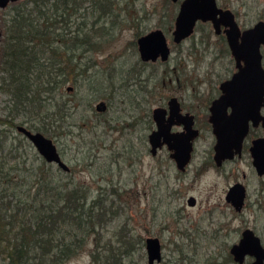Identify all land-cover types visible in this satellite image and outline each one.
Masks as SVG:
<instances>
[{
  "label": "rangeland",
  "instance_id": "374dc122",
  "mask_svg": "<svg viewBox=\"0 0 264 264\" xmlns=\"http://www.w3.org/2000/svg\"><path fill=\"white\" fill-rule=\"evenodd\" d=\"M218 3L235 11L241 26L264 19V0H218ZM7 11V8L0 9V38L1 19ZM173 12L174 7L168 0H110V10L105 16L88 13L90 17L86 23L91 27L90 34L100 45L95 49L85 47L80 62L86 61L90 68L83 67L84 73L76 74V84L66 83L61 95H56L67 101L70 109L59 128L62 133L48 137L73 169L74 181L91 185L92 195L97 193L98 185L103 188V195L113 196L110 194L112 188L121 194V217L106 214L105 218L111 220L101 230L105 241L110 238L112 245L118 244L114 235L121 231L134 241H141L126 264H147L144 238L148 236L158 237L162 245V260L155 264H164V260L168 264H182V261L183 264L189 261L191 264H227L225 251L239 239L243 228H252L264 245V175L256 174L246 150L220 169L204 163L211 152L214 136L200 116V105L215 83L227 74L224 65L229 55L221 53L212 60L211 54L203 56L198 47H191L202 34L199 26L194 30V40L189 38L174 48L170 19ZM95 26L102 29L96 30ZM154 28L162 29L170 44L169 61L139 65L136 39ZM175 66L184 73L179 80L168 74V69ZM232 70L233 63H230L229 72ZM200 82L202 85L197 87ZM192 84L196 89L191 88ZM67 86H72L71 90H66ZM170 95L177 96L184 108L196 110L197 124L201 127L193 160L180 181L174 176L175 170L167 168L165 148L155 156L150 154L146 137L150 128L144 120L148 109L164 105ZM99 101L106 104L103 112L95 109ZM12 106L8 95L0 90V118L13 111ZM22 117H14V123L27 127V123H21ZM96 124L100 125L93 129ZM1 128L4 125H0ZM8 130L14 141L29 143L31 157L26 165L32 160L33 165H37L33 157L38 152L34 146L13 126ZM95 130L98 134L105 133L104 145L89 150V161L96 155L95 165L89 170L81 169L75 163L81 162L83 155V161L88 160L87 147L92 140L89 133ZM257 133L264 136V129ZM253 136L254 132L246 142ZM114 150L121 151L126 158H115L118 152L113 155ZM14 161L10 159L9 165ZM198 164L201 168L196 171ZM236 181L246 187L245 204L240 213H236L224 198L228 186ZM190 195L195 197L194 206L186 202ZM89 248L67 264H89Z\"/></svg>",
  "mask_w": 264,
  "mask_h": 264
},
{
  "label": "trees",
  "instance_id": "16d2710c",
  "mask_svg": "<svg viewBox=\"0 0 264 264\" xmlns=\"http://www.w3.org/2000/svg\"><path fill=\"white\" fill-rule=\"evenodd\" d=\"M6 8L7 15L1 19L0 90L8 95L13 111L0 118L4 125L0 129L1 264H67L89 246V264H126L141 241L121 231L114 235L118 244L112 245L101 230L111 220L106 214L121 217V194L112 188L113 196L103 195L98 185L92 195L91 185L74 181L71 167L63 171L38 154L33 157L38 164L33 165L32 160L27 166L29 143L14 141L8 133L18 115L23 116L21 123H27L28 129L47 136L62 133L59 128L70 107L56 95H61L66 83L76 84V74L90 68L86 61L80 62L81 54L85 47L98 48L100 41L90 34L88 13L105 16L110 0H19ZM168 74L179 80L184 73L179 69ZM145 121L150 128L151 120ZM104 134L89 133L92 140L87 153L104 145ZM117 152L115 158H126ZM95 157L89 161L88 153L87 161L83 155L75 165L89 170ZM10 159L15 160L12 165ZM224 260L237 264L229 251H225ZM164 264L168 262L164 260Z\"/></svg>",
  "mask_w": 264,
  "mask_h": 264
},
{
  "label": "water",
  "instance_id": "95a60500",
  "mask_svg": "<svg viewBox=\"0 0 264 264\" xmlns=\"http://www.w3.org/2000/svg\"><path fill=\"white\" fill-rule=\"evenodd\" d=\"M16 1L19 0H0V9ZM197 20L211 21L216 32L219 31L220 23L229 27L226 32L227 42L236 66V71L230 78L220 84L222 94L210 106L209 122L216 138L214 160L220 165L224 159H231L235 154L241 155L242 144L250 128H264V67L260 52V46L264 45V21L260 20L252 27L240 31L232 11L218 7L216 0H182L174 21L173 40L179 42L188 37L193 32ZM137 46L142 60H154L157 56L165 60L170 52L161 29H154L139 37ZM67 89H71V86ZM168 105L170 114L167 117L163 107L152 110L155 128L148 136L150 152L154 155L159 147L165 145L167 149L174 150L172 156L177 167L184 169L190 158L192 139L197 136L198 130L192 127V115L178 112L176 98L172 97ZM96 108L102 110L104 104L98 103ZM173 124H182L183 130L171 132ZM17 131L34 146L46 162L55 163L63 171H69L68 164L62 160L52 138L21 124L17 126ZM249 152L255 172L263 175V136L252 139ZM245 197L246 187L241 182H235L229 186L225 200L240 212ZM188 203L193 205L194 198L190 197ZM144 247L147 264L159 263L162 260V245L158 237H145ZM230 254L238 263H242L245 257H252L248 264H264V246L259 236L250 228L242 231L238 242L231 246Z\"/></svg>",
  "mask_w": 264,
  "mask_h": 264
},
{
  "label": "flooded vegetation",
  "instance_id": "af4514ba",
  "mask_svg": "<svg viewBox=\"0 0 264 264\" xmlns=\"http://www.w3.org/2000/svg\"><path fill=\"white\" fill-rule=\"evenodd\" d=\"M182 0H177V1H172V0H168V2L169 3H171L172 4V6L174 7V12L173 13H171V17H170V19L172 20V29H171V40H172V42H173V47L174 48H176V47H178V46H180V44H182L185 40H187V39H189V38H192L191 40H194V30H195V28L196 27H200L201 28V32H202V34L199 36V39H198V41H196L195 42V44L193 43V45H191V47H193L194 49H196V47H198V49H199V51H200V54H202L203 56H208V55H212L211 57H212V60H215L218 56H220L221 55V53H222V55L223 56H225V54L228 56L227 57V63L224 65L225 67H224V70H226L227 71V74H225L223 77H221V79L218 81V83H215V86H214V88H213V90L209 93V95H208V97L206 98V100L205 101H203L202 103H201V105H200V107H201V117L202 118H204L205 119V121L207 122V125H208V127H210V130H211V132H212V127H211V123L209 122V116H210V106H211V104H212V102L215 100V99H217L221 94H222V91H221V88H220V84L223 82V81H225L226 79H229L230 78V76L236 71V66H235V60H234V58L232 57V54H231V51H230V49H229V45H228V42H227V36H226V32H227V30L229 29V27H227L226 25H224V24H222V23H220L219 24V27H218V29H219V31L218 32H216V29L213 27V24H212V22L211 21H209V20H207V21H202V20H197L196 21V23H195V25H194V29H193V32L188 36V37H186V38H184L183 40H181V41H179V42H175L174 40H173V37H172V31H173V28H174V21H175V17H176V15H177V12H178V9H179V6H180V2H181ZM216 4H217V6L218 7H220V8H222V9H230L231 11H232V13L234 14V17H235V20H236V22H237V24H238V26H239V28H240V31H243L244 29H246V28H249V27H252L256 22H258V21H260V20H262V21H264V19H258V20H256L253 24H251V25H249V26H241L239 23H238V21H237V19H236V12L235 11H233L231 8H229V7H227V6H224V5H220L219 3H218V0H216ZM219 16V15H218ZM154 29H160V28H154ZM154 29H151V30H149L148 32H150V31H152V30H154ZM162 30V29H161ZM148 32H146V33H143V34H141V35H139L138 37H137V39L139 38V37H141L142 35H145V34H147ZM164 33V32H163ZM203 33H205V35L203 36ZM165 35V34H164ZM165 38H166V36H165ZM211 38L214 40L215 39V42H213V40H211ZM137 39H136V44H137ZM166 41H167V45H168V47H169V55H168V57L165 59V60H163V59H161V57L160 56H157L156 57V59H154V60H151V59H148V60H142L141 58H140V55H139V51H138V58H139V61H138V64L139 65H141V63L142 64H155V63H159V64H161V63H166L167 61H169V58H170V55H171V47H170V44H169V42H168V40H167V38H166ZM137 50H138V46H137ZM263 50H264V45H261L260 46V52H261V54H262V64H263ZM210 61V63H212V64H214V62L215 61ZM230 63H233V70L232 71H230L229 72V64ZM263 67H264V65H263ZM179 71V68L177 67V66H175V67H173V68H171V69H168V72H170V73H173V72H178ZM170 79V78H169ZM171 81H172V79H171ZM217 82V81H216ZM200 85H202V82H200L198 85H197V87L198 86H200ZM68 87V86H67ZM67 87H66V90H68L67 89ZM72 87V86H71ZM191 88L192 89H196V85H194V84H192V86H191ZM69 90H71V89H69ZM172 97H174V98H176V100H177V102H178V106H179V110H178V112L179 113H181V114H190V115H192L193 116V125H192V127L194 128V129H197L198 130V134H197V136L194 138V139H192V149H191V151H190V158H189V161L187 162V164L184 166V169H179L178 167H177V163H176V160H175V158L172 156V154L174 153V150L173 149H171V148H166V146L165 145H162L161 147H159L158 149H157V151H156V153L154 154V155H152L151 154V152H150V144H149V142H148V136H149V134L151 133V131L155 128V123H154V120H153V115H152V110L154 109V108H156V107H163V108H165L166 109V117L167 116H169V114H170V109H169V105H168V101L172 98ZM103 103L104 104V108L102 109V110H97V108H96V105L98 104V103ZM139 105H136V107H138ZM95 109L97 110V111H105L106 110V104L103 102V101H99V102H97L96 104H95ZM190 109H193V108H190ZM190 109H187V108H184V106H183V103H182V101L181 100H179L178 99V97L177 96H175V95H170V96H168V99L166 100V102H165V104L164 105H158V106H155V107H153V108H151V109H148V112H146V114H145V119H149V120H151V127H150V131L146 134V137H147V142H148V145H149V152H150V154L152 155V156H155L157 153H158V151H160V150H162L163 148H165L166 150H167V154H168V163H167V168L168 169H171V168H173L174 170H175V173H174V176L177 178V180L178 181H180L183 177H184V175H185V173H186V171H187V169L189 168V165H190V163H191V161L193 160V157H194V151H195V142H196V140H197V138L199 137V135H200V131H201V127L197 124L199 121H198V114L196 113V110H195V112H193L192 110H190ZM227 111L229 112L230 111V109L228 108L227 109ZM262 112L264 113V107L262 108ZM144 119V120H145ZM152 124H153V127H152ZM18 125H20V124H15L13 127L16 129V131H17V126ZM252 129H254L255 130V132H254V136L253 137H251L250 138V140H249V142L247 143L246 142V140L247 139H249V136L252 134V133H250L251 132V130ZM259 129H264V128H261L260 126H257V127H255V128H250V130H249V133L247 134V136L245 137V139H244V141H243V144H242V150H241V155H242V152L243 151H248V153H249V156H250V152H249V147H250V145H251V141H252V139L253 138H255V137H257V136H262V135H260V134H258L257 133V131L259 130ZM183 130V126H182V124H173L172 125V127H171V129H170V131L171 132H180V131H182ZM18 132V131H17ZM20 133V132H19ZM21 134V133H20ZM212 134H213V132H212ZM213 136H214V134H213ZM264 137V136H263ZM104 139H105V137H104ZM104 142H105V140H104ZM215 143H216V138H215V136H214V142H213V144H212V146H211V152H210V154L207 156V158H206V162H204V163H207V164H210L211 166H214L215 168H217V169H220V168H222L223 167V165H225L227 162H229V161H232L233 159H235V158H237V157H240V156H238L237 154H235L234 155V157L233 158H231V159H224L222 162H221V164L220 165H217L216 164V162H215V160H214V153H215V151H214V145H215ZM57 147V146H56ZM58 149V148H57ZM58 152H59V150H58ZM59 154H60V156H61V158H62V160H63V157H62V155H61V153L59 152ZM180 157V156H179ZM250 158H251V156H250ZM64 161V160H63ZM65 162V161H64ZM251 162H252V158H251ZM55 164V163H54ZM252 164V163H251ZM56 165V164H55ZM200 164H198L197 165V168H196V171L197 170H199L200 168H201V165L199 166ZM69 166V165H68ZM69 170H70V166H69ZM257 174V173H256ZM258 175V174H257ZM264 175V174H263ZM260 176V175H259ZM236 182H238V181H236ZM235 183V182H234ZM234 183H232V184H234ZM231 184V185H232ZM243 184V183H242ZM244 185V184H243ZM230 186V185H229ZM229 186H228V188H229ZM172 190H174V189H172ZM171 190V191H172ZM228 190V189H227ZM227 192V191H226ZM225 196H226V193H225ZM225 196H224V198H225ZM190 197H193L194 198V204L193 205H190L189 203H188V199L190 198ZM246 198V197H245ZM226 201V200H225ZM186 202H187V204L189 205V206H194L195 205V203H196V200H195V197L194 196H192V195H190L188 198H187V200H186ZM227 202V201H226ZM229 205H230V203H228ZM244 204H245V200H244ZM231 206V205H230ZM244 206V205H243ZM232 207V206H231ZM233 208V207H232ZM233 210L236 212V213H240V212H237L234 208H233ZM245 228H249V227H245ZM245 228H243L242 230H241V233H242V231L245 229ZM250 229H252V228H250ZM241 233H240V236H241ZM255 233V232H254ZM256 234V233H255ZM239 239H240V237H239ZM238 239V240H239ZM238 240L236 241V242H233L230 246H229V252H230V248H231V246L233 245V244H235V243H237L238 242ZM262 243V242H261ZM262 245H263V243H262ZM264 246V245H263ZM231 255V254H230ZM232 256V255H231ZM232 258H233V256H232ZM249 258V260H247ZM234 260V259H233ZM235 261V260H234ZM252 261V257H245V259L243 260V262L242 263H238V262H236L237 264H248L249 262H251Z\"/></svg>",
  "mask_w": 264,
  "mask_h": 264
}]
</instances>
